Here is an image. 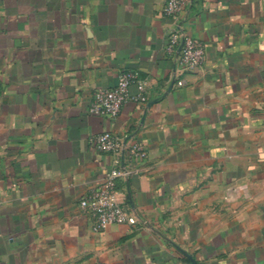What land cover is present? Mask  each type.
<instances>
[{
	"label": "crops",
	"instance_id": "1",
	"mask_svg": "<svg viewBox=\"0 0 264 264\" xmlns=\"http://www.w3.org/2000/svg\"><path fill=\"white\" fill-rule=\"evenodd\" d=\"M165 1L0 0V264H264V0H192L176 22ZM175 27L199 69L165 53ZM124 70L146 104L90 115ZM104 132L147 159L118 184L137 224L95 233L78 202L112 168L88 143Z\"/></svg>",
	"mask_w": 264,
	"mask_h": 264
},
{
	"label": "built area",
	"instance_id": "2",
	"mask_svg": "<svg viewBox=\"0 0 264 264\" xmlns=\"http://www.w3.org/2000/svg\"><path fill=\"white\" fill-rule=\"evenodd\" d=\"M191 2L192 0H166L162 14L176 22ZM164 50L168 56L177 55V69L181 73L199 69L204 61L202 43L181 31L179 27L169 32ZM178 85H182V82ZM132 86L136 89L133 95L130 94ZM128 101L138 106H143L147 102V83L134 70L121 71L115 86L111 89L95 91L90 99L88 113L96 117L115 119ZM88 143L94 151L110 155L113 162L112 168L103 180L80 198L78 202L80 211L88 217L95 233H103L111 226L134 227L137 218L126 209L124 195L118 184L132 173H136L130 170L129 166L132 167L147 159L145 145L135 138L124 140L110 132L93 136Z\"/></svg>",
	"mask_w": 264,
	"mask_h": 264
},
{
	"label": "water",
	"instance_id": "3",
	"mask_svg": "<svg viewBox=\"0 0 264 264\" xmlns=\"http://www.w3.org/2000/svg\"><path fill=\"white\" fill-rule=\"evenodd\" d=\"M193 264H195V263H193Z\"/></svg>",
	"mask_w": 264,
	"mask_h": 264
}]
</instances>
